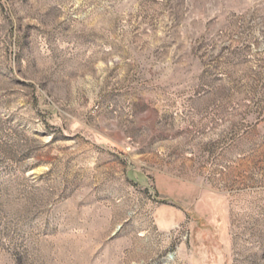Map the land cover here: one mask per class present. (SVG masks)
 <instances>
[{"label":"rangeland","instance_id":"374dc122","mask_svg":"<svg viewBox=\"0 0 264 264\" xmlns=\"http://www.w3.org/2000/svg\"><path fill=\"white\" fill-rule=\"evenodd\" d=\"M0 264H264V0H0Z\"/></svg>","mask_w":264,"mask_h":264}]
</instances>
